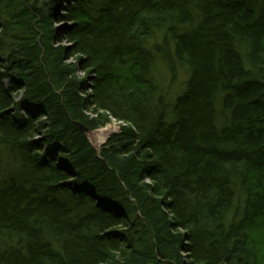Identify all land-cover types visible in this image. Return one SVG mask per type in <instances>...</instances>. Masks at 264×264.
I'll return each instance as SVG.
<instances>
[{
    "label": "trees",
    "instance_id": "trees-1",
    "mask_svg": "<svg viewBox=\"0 0 264 264\" xmlns=\"http://www.w3.org/2000/svg\"><path fill=\"white\" fill-rule=\"evenodd\" d=\"M0 264H264V0H0Z\"/></svg>",
    "mask_w": 264,
    "mask_h": 264
},
{
    "label": "rangeland",
    "instance_id": "rangeland-1",
    "mask_svg": "<svg viewBox=\"0 0 264 264\" xmlns=\"http://www.w3.org/2000/svg\"><path fill=\"white\" fill-rule=\"evenodd\" d=\"M64 4V3H63ZM61 13L62 10H60ZM60 29L62 28H65V26L63 24L59 25L58 26ZM71 62L73 63H76V59H72ZM78 76L80 78H84V74L79 72L78 73ZM186 79V75L185 74H181L178 78V83H177V91L178 90H182L183 88V83ZM17 101L20 100V96H17L16 98ZM174 100V99H173ZM172 100V101H173ZM119 126H120V123L117 122L116 120H113L112 123L104 128H101L99 130H96V131H93V132H90L88 130L87 133V136H88V139H89V142L92 144V146L98 151L100 152V150L102 149V147L105 145V143L108 141V139L113 135V134H116L119 132Z\"/></svg>",
    "mask_w": 264,
    "mask_h": 264
},
{
    "label": "bare ground",
    "instance_id": "bare-ground-1",
    "mask_svg": "<svg viewBox=\"0 0 264 264\" xmlns=\"http://www.w3.org/2000/svg\"><path fill=\"white\" fill-rule=\"evenodd\" d=\"M64 5V7H65V3L63 4ZM81 73H83L84 74V76L86 77V73H84V72H81ZM84 77V78H85ZM120 123V126L119 127H121V126H126L127 124H124L123 122H119Z\"/></svg>",
    "mask_w": 264,
    "mask_h": 264
},
{
    "label": "water",
    "instance_id": "water-1",
    "mask_svg": "<svg viewBox=\"0 0 264 264\" xmlns=\"http://www.w3.org/2000/svg\"><path fill=\"white\" fill-rule=\"evenodd\" d=\"M78 126H80L85 132H88V129H86L85 127H83L82 125L80 124H77Z\"/></svg>",
    "mask_w": 264,
    "mask_h": 264
}]
</instances>
